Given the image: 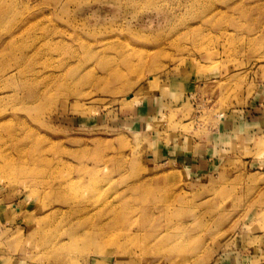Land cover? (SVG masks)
<instances>
[{
    "label": "rangeland",
    "instance_id": "1",
    "mask_svg": "<svg viewBox=\"0 0 264 264\" xmlns=\"http://www.w3.org/2000/svg\"><path fill=\"white\" fill-rule=\"evenodd\" d=\"M250 105L264 0H0V264H264Z\"/></svg>",
    "mask_w": 264,
    "mask_h": 264
},
{
    "label": "crops",
    "instance_id": "2",
    "mask_svg": "<svg viewBox=\"0 0 264 264\" xmlns=\"http://www.w3.org/2000/svg\"><path fill=\"white\" fill-rule=\"evenodd\" d=\"M151 107L145 106L143 112H147ZM264 119V111L258 110V105H250L247 109L243 110L241 115L236 117L234 122L223 120V124L220 126L221 129L218 131L219 134L225 135L223 137H230L237 139L252 140L259 134H264V126L261 125ZM229 127L226 128L225 126ZM229 133L230 135L228 136ZM232 134V135H231ZM236 134V135H235ZM222 144H204V146L198 148L196 151L190 154L180 157L183 163H186L193 170H200L201 172H209L213 170L216 162L218 153L221 152ZM223 150V149H222ZM177 156V155H176ZM172 154L171 158L176 157Z\"/></svg>",
    "mask_w": 264,
    "mask_h": 264
},
{
    "label": "bare ground",
    "instance_id": "3",
    "mask_svg": "<svg viewBox=\"0 0 264 264\" xmlns=\"http://www.w3.org/2000/svg\"><path fill=\"white\" fill-rule=\"evenodd\" d=\"M20 75H23V74H25L24 72H25V70L24 69H19L18 71H17ZM14 75V74H13ZM75 194V192H73V197L75 198V200H81V202H84V201H86L87 200V197H86V195H78V194H76V195H74ZM80 210H88V208H83V209H79L78 211H80ZM81 220V219H80ZM77 221L75 224H76V226H85L86 224H87V221H88V219H86V220H81V221ZM64 221V220H63ZM75 229V227L73 228V230ZM102 229V227L100 228V229H96L95 231H93V232H98L97 234H99V232H100V230ZM69 230V229H68Z\"/></svg>",
    "mask_w": 264,
    "mask_h": 264
}]
</instances>
